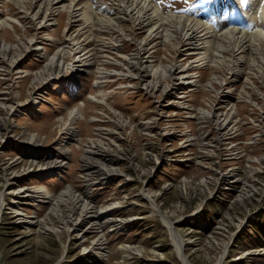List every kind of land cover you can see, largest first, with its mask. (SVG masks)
I'll return each mask as SVG.
<instances>
[{"label":"rangeland","instance_id":"374dc122","mask_svg":"<svg viewBox=\"0 0 264 264\" xmlns=\"http://www.w3.org/2000/svg\"><path fill=\"white\" fill-rule=\"evenodd\" d=\"M85 1L79 0L72 12L79 13ZM88 1L94 2L93 18L111 16L120 6L116 0ZM151 1L164 13L182 12L196 21L193 28L200 37L199 44L206 38L201 36L206 35L207 24H211L208 28L214 34L224 28L223 21L207 19L209 9L214 12L218 2L222 10L233 7L231 0ZM238 1L239 4L234 2L236 12L234 9L230 14L236 16V24L243 20L241 15L253 13L250 25L257 27V15L264 14V0ZM58 4L0 0V21L8 19L4 25L0 22V37L16 54L10 64L0 50V264H183L155 206L170 217L175 229L172 231L180 233L189 264H212L221 253L220 264H264V172H259L262 164L254 166L255 180L248 181L256 191L239 194L236 187L244 186V182L236 186L235 173L229 175L230 169L236 171V147L223 149L210 140L202 142V130L214 125L212 115L201 117L199 111L193 112L199 123L193 124L192 142L184 145L179 140L185 134L179 130L185 122L192 127L193 118L186 117L185 112L173 114L174 107L163 100L158 106L160 114L141 111L151 105L148 95L143 88L138 90L137 79L133 81L136 91L125 86L124 55L136 49L134 39L146 36L144 44L152 46L162 62L170 63L172 56L181 55L186 36L177 34L169 40L148 36L147 26L125 13L116 19L117 26L96 21L91 24L79 14L71 17ZM240 4L245 5L243 12ZM40 8H47L49 20L32 17ZM216 13L215 17H219L222 12ZM230 18L235 21L234 16ZM82 21L83 25L88 23V30L81 27ZM120 28L125 36L117 30ZM72 32L71 36L78 35L75 42L66 39ZM217 42L213 45L219 46ZM67 43H73L77 50L84 47L66 57L68 61H73V55L78 59L74 61L78 71L65 69L42 79L36 77L47 56L58 45ZM231 44L222 53L216 51V46L208 54L216 57L209 58L203 81H208L213 72L228 74L227 66L236 63L240 55L236 52L238 45L234 41ZM83 51L92 57V64H81L86 54ZM245 53L248 59L239 58L247 61L245 73L260 85L258 78H264V62L256 69L251 63L256 55ZM204 86L193 95V104L202 105L205 99L212 105L209 109L222 108L223 101ZM90 94L102 101L91 100ZM76 106L82 117L70 118ZM246 106H240L242 117L247 115ZM147 121H153L152 129ZM169 129H177V135L172 136ZM250 129L242 125L245 137ZM90 142L99 145L97 161L85 158ZM258 146L253 154L258 153ZM58 158L66 162L55 164ZM154 162L157 169L152 175L147 168ZM237 163L238 172L247 171L241 161ZM144 183L149 189H142ZM66 186L87 200V210L81 203L75 206L66 194L59 203L52 195L43 196L44 189L58 195ZM142 191H148L155 205Z\"/></svg>","mask_w":264,"mask_h":264},{"label":"bare ground","instance_id":"6f19581e","mask_svg":"<svg viewBox=\"0 0 264 264\" xmlns=\"http://www.w3.org/2000/svg\"><path fill=\"white\" fill-rule=\"evenodd\" d=\"M20 1L22 2L23 0H20ZM78 1L79 0H41V2L44 3V5L48 3L50 4L59 3L58 6L60 5L62 6L61 8L63 10L65 9L66 11H68L72 15L71 17H73L76 14L77 15L79 14L81 15V17L80 16L79 17L82 20L86 21L89 19V22H92L91 24H93L96 21V23L100 25L110 24L111 26H113V24H115L116 19H118L119 16H122V14L125 13L128 16H130L132 20L137 19L138 22H140L139 23L140 25L142 26L146 25L147 28L145 27V29L147 30L148 36H152V35L160 36L161 39L163 38L165 40L175 38V35L182 34V33L184 34L183 37L186 36L185 37L186 39L182 43L185 45V47L183 51L180 52L181 55L178 58L172 56L173 60L170 59V63L162 62L160 60L161 57L157 56L156 50L151 49L152 46H148V44L147 45L144 44V41H146V36H143L140 39H134L137 44L136 49L124 55L125 57L124 59L127 62L126 65L124 66L127 70V73L125 74L127 76L125 86L127 88L131 87L133 88L134 91H136L137 89L134 87L133 81L137 79L139 81L138 90L140 89L141 91H143L144 89L143 92L148 95L151 105L150 107L143 109L141 111L155 112V113L160 114L161 109L158 106H159V103H161L163 100L164 103L169 102L170 105L174 107L171 110L173 114L177 113V111L185 112L186 117L193 118V120L191 119L192 127L190 126V123L185 122L183 125V129L179 130L180 134H183V135L185 134L184 136L180 137V140H179V142L181 143L183 142L182 144L184 145H188L192 142L194 138L192 136L193 134L192 129L194 127L193 124L199 123L198 120H196L198 117L197 114L193 112L199 111L201 117L212 115L214 117V125L208 126L206 130L204 129L202 130V136H203L202 142L207 144V142L210 140L212 145H214L215 147H221L223 149H228L233 146L236 147L235 148L236 149V171L235 169H232V170L230 169V171L232 172L229 175L234 176V173H235L236 186L237 184L244 182V186L240 187V184H239L238 187H236V192L239 191L238 193L243 194V195L251 194L255 190V188L252 184L250 183L248 184V181L253 182L252 180H255L253 176H254V173H257V172L254 170L255 169L254 166L256 167L257 164L259 165L262 164L261 167L259 168V172H264V78H263L262 73L259 74V75H262V76H259L258 78L260 85L255 84L254 81L249 77V75L245 73V70L247 69V68L245 69V66H247L246 65L247 61L242 62L243 60H239V58H245V57L247 58L245 52L250 51V53H254L256 55V60L250 59L251 63L253 62L255 63L252 65L253 66L256 65V69H257V66H260L263 64L264 62V14L260 13L257 15L259 16V19H260L259 21L260 23L257 27L252 28L250 25L254 20L255 15L253 13H249L248 15L247 14L241 15L240 18H242L243 20H241L239 23L237 22L238 24H236V16L234 15V13L232 15L230 14L234 11V9L236 8V4L237 3L239 4L240 1L231 0L232 1L231 4H233L232 5L233 9L230 6L229 8L231 9L230 11H228L226 10V8H224L225 10H222L223 8L222 9L220 8L221 4H219V2L216 4V2L218 1L217 0L215 2L216 5L213 7L214 12L211 9H209L211 12L209 16H207L209 17L207 19L212 20L214 23H218V21H223L222 23L223 25L221 26L222 27L224 26V28L220 29L222 31L218 32L217 34H214L212 33L213 30L210 31L211 29L208 28V27H211V24L206 23L208 25L207 29L205 28L206 35L201 36V37H206V38L203 39L204 41L202 40L203 43L199 44L197 39H199L200 37L197 34V31L193 28L196 24V21L194 20L192 21L190 16L188 18V16L183 14L182 12L176 13V12L170 11V12L164 13L163 9L158 4L152 2L151 0H116L120 6H118V8L115 10V14L111 16L110 15L108 16L107 15L106 16L95 15L96 18H93V15H92L93 14L92 5L94 2L91 3L88 0H86L85 2H82L83 5H81L79 13H76V11L75 13H73L72 9L75 8L74 5L77 4ZM246 1H244V4L246 3ZM248 1H250L249 3H252L251 2L252 0H248ZM234 2L236 4H234ZM240 6H241L240 8L242 11V7H245V5L242 6L240 4ZM216 11H217L216 14H219L222 12L221 15H219V17L217 15H216L217 17H215L214 13ZM235 12H236V9H235ZM242 12L240 13L239 11L240 14H242ZM48 13H47V8L45 10L43 8H40V10H37L32 14V17L36 16V17H40L41 18V19L39 18L40 20H44V19L49 20V18L47 17ZM231 16H234L235 21H232V22H235V23H232L230 21ZM146 18L148 19L145 20ZM7 20L3 18L1 19L0 22L4 25L6 22H8ZM214 23L212 25H214ZM87 25L88 23L83 25V21H82L81 27L86 28ZM115 26L117 25L115 24ZM86 29L88 30V27ZM117 30L120 31L121 36L122 34L123 36H125V33L123 32V30H121V28ZM73 32L67 33L68 37H66V39L70 40V42H72V40L78 36V35L76 36L75 34L71 36ZM203 32H201L202 34L200 32L199 33L201 35H204ZM208 32H210V34ZM215 40L218 41L219 44L222 46L220 45L217 46L216 43L215 45H213ZM73 41L75 42V40ZM233 41L235 42V46L238 45L236 46V48H239V50H236V52L239 51L240 55H239V58L238 56H236V63H233L232 65L230 64L227 66L228 74L225 75L224 73L220 74L218 72H213L212 75L210 74L211 77L208 81L207 80L203 81L204 70L208 68L207 67L208 60H210L209 58L214 57V56L210 57V55L208 54L216 46H217L216 51L220 53L221 51L226 49L227 46L229 47V44L232 45L231 43ZM8 43L5 39L0 37L1 56L4 59L6 58L8 62L12 64L13 61L16 59L15 58L16 54H13L14 53L13 47ZM179 43L177 45H179ZM83 48L84 47L82 46L79 50H82ZM174 48H177V47L175 46ZM77 49L76 47L75 48L73 47V43L72 44L67 43L65 45L64 44L58 45V48L55 49L53 53L49 54V56H47V60L44 62L45 63L44 66L38 69V71L36 72L37 73L36 77H38L39 79L40 78L42 79V78H45V76L47 75L56 74L65 69H71L72 72H77L79 68L76 67V63H74V61L78 59H76L74 55H73L74 58H72L73 61H68L66 59L68 53L70 54L72 52L79 51ZM215 52H213V55ZM82 53L85 54L86 51H83ZM87 54L88 53L82 56V59H81L82 65L86 63L90 65L94 62V60H92V57L90 56L91 57L90 58L89 55ZM192 54H196V56H192ZM220 66L221 65H218L217 67L219 68ZM261 68L262 66L258 69L260 70ZM130 79H132L131 82L129 81ZM215 84H217L218 87H216ZM202 85H205L204 86L205 90H207L211 94L214 93L213 96L220 98L223 101L222 108L217 109V110L209 109V108H212V105L210 104V101L205 100V99L203 101L204 104L202 105L195 106L193 104V101H192L194 99L193 95L196 93L197 90L201 88ZM90 95H91V100L102 101L101 99L97 100L96 96L92 97V94ZM244 103L247 104L246 106L247 115H245L246 117H242L239 114L240 106L243 105ZM16 104L18 105L17 102ZM175 108H178V109H175ZM73 109L74 110L73 111L71 110V112L69 113L70 118L74 119V118L82 117L81 113L79 112L78 106L74 107ZM148 121L146 122V125L150 129H152L153 121L151 122H148ZM126 122H128V119L126 120ZM243 124L248 125L251 128L248 137H245L246 130H242ZM169 130H170V133H172V136L177 135L176 133L178 132L177 129H169ZM33 135L30 136V139L33 138ZM256 144L259 145L258 147H260V149L257 154H253L255 152V149L257 148ZM97 149H99L98 144L93 143V142L88 143V148L86 149L88 155H86L85 158L88 160L89 158L95 159L96 158L95 153H97L96 152ZM61 150L64 152L66 148H61ZM251 155H253V158L251 157ZM95 161L97 160L95 159ZM238 161H241L242 164L245 166V168H247L246 172L244 173L238 172L239 167H240V163L239 164L237 163ZM62 162H66L64 158H58L57 160H55V164H63ZM156 169H157V164H155L154 162L152 164H149L147 171L153 175ZM250 171L251 173H248ZM146 183H144V185L142 186V189H147V188L149 189L150 186L147 185ZM247 185H250V186H247ZM36 188L38 189L40 187H36ZM44 190H45V193L43 194V196L52 195L51 198L54 201H56V203H59L60 200L65 199V197H63L62 195L66 194L68 198H71V201L75 204V206L79 205L78 203H81L82 207L85 208L86 210L90 206L86 203L87 200H85L84 197L80 195V193H76L74 195V192L71 191L72 189L69 186H66L65 188H63L58 195H55L46 189ZM147 192L148 191L146 192L142 191V194L146 196V199L150 203L155 205L153 198L151 197V195H148ZM26 194L28 193H25L23 195H26ZM1 208H2V201H0V222H1ZM155 209L160 213L161 221L163 225L169 231L172 242L175 246V249L177 250L179 260L183 264H189V262L187 261V257L185 256L184 253L182 254V251H181V245L183 244V239L180 233L177 232L175 234L172 231V228H173L172 220H170V217L168 215H165L164 212L160 211L158 206H155ZM15 210H16V213L22 214L21 212H19V210L17 209ZM64 216L65 215L60 214V218L63 220H66L67 217L64 218ZM76 222L77 220L73 221L72 223L75 224ZM68 228L70 229V227ZM223 254L224 253H221L219 257L212 264H220Z\"/></svg>","mask_w":264,"mask_h":264},{"label":"water","instance_id":"95a60500","mask_svg":"<svg viewBox=\"0 0 264 264\" xmlns=\"http://www.w3.org/2000/svg\"><path fill=\"white\" fill-rule=\"evenodd\" d=\"M181 251H182V254H183V253H184V252H183V244L181 245ZM64 252H65V251H64Z\"/></svg>","mask_w":264,"mask_h":264},{"label":"built area","instance_id":"2783aa9c","mask_svg":"<svg viewBox=\"0 0 264 264\" xmlns=\"http://www.w3.org/2000/svg\"><path fill=\"white\" fill-rule=\"evenodd\" d=\"M142 182H144V181H142ZM150 203V202H149ZM151 204V203H150Z\"/></svg>","mask_w":264,"mask_h":264}]
</instances>
